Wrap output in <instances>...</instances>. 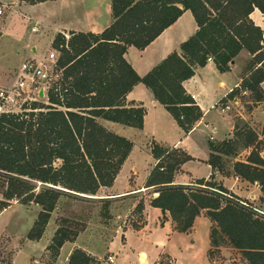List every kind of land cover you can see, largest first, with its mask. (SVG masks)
Returning a JSON list of instances; mask_svg holds the SVG:
<instances>
[{
  "label": "trees",
  "instance_id": "obj_1",
  "mask_svg": "<svg viewBox=\"0 0 264 264\" xmlns=\"http://www.w3.org/2000/svg\"><path fill=\"white\" fill-rule=\"evenodd\" d=\"M47 1L54 0H21L30 5ZM111 8L113 22L103 33L55 36L52 48L59 52L56 66L61 77L52 83L46 102H33L20 113L0 116V178L6 186L0 212L14 199L40 206L29 240L41 239L61 197L91 199L80 195L97 196L102 187L114 184L133 143L107 130L98 119L143 129L146 109L126 103L136 85H145L189 133L203 112L183 83L195 75L197 67H204L209 57L225 72L246 50L254 60L241 87L254 92L256 101L263 100L264 32L249 15L254 8L264 14V0H112ZM185 11L192 12L199 30L181 45L180 52H173L146 76H139L125 59L127 49H145ZM258 144L254 130L236 124L232 138L209 144L208 163L222 175L234 173L257 183L264 192V154ZM250 148L247 160L234 162L231 173L225 158H236L240 149ZM151 150L158 162L146 187H158L159 193L151 205L169 213L181 233L188 232L203 212L212 223V247L226 243L249 264H264V215L242 203L214 177L198 180L196 186L172 185L175 173L192 158L156 143ZM143 210L140 202L135 211L142 214ZM76 237L59 228L48 250L57 257L63 245L75 242ZM93 263L98 264L99 259L78 247L66 262Z\"/></svg>",
  "mask_w": 264,
  "mask_h": 264
},
{
  "label": "crops",
  "instance_id": "obj_2",
  "mask_svg": "<svg viewBox=\"0 0 264 264\" xmlns=\"http://www.w3.org/2000/svg\"><path fill=\"white\" fill-rule=\"evenodd\" d=\"M111 5L112 0H54L36 5L27 4L21 0H0V9L3 8V14H8L0 27L3 33L0 42L7 39L8 27H20L19 31L15 32L14 30L16 35L14 38L15 65L8 68L0 67V87L13 85L16 75L12 78V74H16V71L18 73L25 61L39 58L42 55L37 44L31 48L32 53L27 49L28 45L25 42L39 41L27 39L30 33H34L33 31L28 32L26 29L28 23L35 22L34 27L39 29L40 25L47 32H52L51 43L58 33L66 35L71 32L101 34L113 22ZM54 7L61 8L65 19L51 22L48 16L39 18L34 15L36 10L48 11ZM249 18L255 26L264 32V14L258 8L253 9ZM198 30L199 27L192 12L185 11L173 25L145 49L129 47L125 59L139 76L144 77L170 54L180 52L181 45ZM40 32L42 31L39 29L38 33ZM210 58L211 60H208L204 67H197L195 75L183 83L187 94L193 98L203 112V117L189 133L183 131L171 113L155 100L152 92L143 84L136 85L126 98L128 107L134 104L146 109L143 129L98 119V122L107 130L130 140L133 143V149L114 184L111 187H102L98 192L102 196L92 199L111 201L112 205H115L114 210L117 207L125 208L126 213L133 212L140 202L144 203L143 224H140L138 228L131 225L124 231L125 245L123 244L121 247L123 254L129 248L131 258L136 257L138 262H140V255L143 253L147 257L146 264H154L162 254L171 256L177 264H186L187 257L194 258L196 255H204L208 261V251L211 246L212 223L203 212L195 219L193 227L188 232L181 233L176 230V224L169 213L164 214L161 209L151 205L152 200L159 195L158 187H146L148 176L158 162L152 155L151 145L153 143L172 150H181L194 159L181 165L175 173L172 185L196 186L198 180H210L214 177L242 203H244L243 199L255 205V201L264 197V192L257 183L252 184L244 181L234 173L229 176L222 175L218 171H214L208 163L211 155L209 144L230 139L234 135L235 124L230 111L233 105L239 103V99L235 96L249 92L242 89L241 86L244 78L250 74L249 66L254 60V55L246 50L241 51L225 72L219 71L214 58ZM247 62L249 65L245 72ZM262 86H264V82L261 84V88ZM232 93H235L233 98L230 97ZM261 119L264 125V111ZM219 134H222L223 137H217ZM143 153L150 155L152 163L144 172H140L139 158ZM195 163L205 165L209 170L206 178H197L192 173L194 170L192 165ZM254 209L264 215V207ZM164 217L165 219H163ZM117 237L107 250L116 253V256L120 255V251L117 250V240L120 236ZM47 246L48 240H45L44 235L37 241L28 240L14 256L13 264H29L33 260L39 261V258L45 254ZM76 247L84 249L97 258L96 254H93V250L88 247L65 243L61 248L59 263L66 264Z\"/></svg>",
  "mask_w": 264,
  "mask_h": 264
},
{
  "label": "rangeland",
  "instance_id": "obj_3",
  "mask_svg": "<svg viewBox=\"0 0 264 264\" xmlns=\"http://www.w3.org/2000/svg\"><path fill=\"white\" fill-rule=\"evenodd\" d=\"M3 9V8H2ZM36 17L45 18L48 16L51 22L61 21L65 19L64 13L60 7H54L52 10L39 9L34 11ZM8 14L4 13L0 15V27L3 25ZM35 22L28 23V32L32 31L35 26ZM39 25V24H37ZM8 27L7 39L0 42V67L8 68L9 66L15 65V32L19 31L20 27L16 26ZM35 28V27H34ZM40 33H30L28 38L33 40H39L37 42H25L27 43V49L32 53V47L37 44L39 51L42 52V56H48L53 51L51 40L53 38L52 32H47L42 26L39 25ZM13 30V31H12ZM15 30V32H14ZM3 33L0 28V40ZM13 37V39H12ZM55 38V36H54ZM249 62L245 64V72L247 71ZM50 75L53 83L56 82L57 72L59 71L54 62H48ZM12 74V78L17 75ZM7 86H5L6 88ZM9 87V86H8ZM263 100L256 101V95L254 92H248L247 94H238L235 97L239 99V103L232 106L230 114L233 118L234 124H240V126L246 125L254 130L259 136L258 147L262 149L264 154V135L263 131V111H264V86L261 89ZM33 102H46L44 99L39 98ZM32 102V103H33ZM27 107H30L27 106ZM255 109V110H254ZM18 112L20 109H16ZM226 128V127H223ZM222 129V128H221ZM221 133V130H220ZM219 134L217 137H223ZM252 148L240 149L236 158H225L229 163L227 169L232 173V167L234 162L246 161ZM194 160V159H192ZM190 160V161H192ZM152 163V158L149 154L143 153L139 158V170L144 172L149 165ZM57 167L61 165L60 161L55 164ZM194 168L193 174L197 178H206L209 170L205 165L195 163L192 165ZM5 181L0 178V208L2 202H4L3 193L5 191ZM101 194L91 197H101ZM247 205H251L254 208L264 207V197H260L259 201H255V205L250 201L243 200ZM10 206L0 212V264H13L14 256L20 251V247L24 246L28 242V236L34 227L35 222L42 208L34 203L24 204L21 200H11ZM115 205H112L111 201L108 200H95L85 199L82 197L75 196H63L59 199L57 206L51 218L45 228L43 235L45 240H48V246L45 254L39 258L40 264H61L58 261L59 254L55 257L53 251L48 250V247L52 244V240L59 228L67 230L71 235L77 234L75 242H67L71 244H77L81 247H88L93 250V254H96L99 259L98 264H146V254L140 255V262L137 261L136 257L131 258V251L129 248L122 253V245L125 242V235L123 234L127 228L133 227L138 228L140 224H143L144 217L142 214L128 211L126 213L125 208L117 207L114 210ZM165 219V217L163 218ZM42 235V237H43ZM117 240V250L120 251V255L116 256L114 252H108L109 246ZM41 237V238H42ZM202 241V240H201ZM125 245V244H124ZM67 250V249H66ZM211 252V253H210ZM116 256V262L114 263V257ZM100 257V258H99ZM110 257L113 258V262L110 261ZM209 261V262H208ZM208 261L204 255H196L194 258L187 257L186 264H249L241 255V253L233 248L231 245L221 243L218 247L210 246L208 251ZM94 264V263H93ZM154 264H177L175 260L167 255L162 254L159 256Z\"/></svg>",
  "mask_w": 264,
  "mask_h": 264
},
{
  "label": "built area",
  "instance_id": "obj_4",
  "mask_svg": "<svg viewBox=\"0 0 264 264\" xmlns=\"http://www.w3.org/2000/svg\"><path fill=\"white\" fill-rule=\"evenodd\" d=\"M2 14L3 10L0 9V15ZM32 31L38 33L39 29L35 27ZM58 57L59 52L53 50L48 56L41 55L39 58L29 59L22 64L14 84L6 88L0 87V116L7 113L22 112L25 107L40 98L41 91L47 97L53 83L48 62H54L56 66ZM208 60H211V58L209 57ZM56 76V81H58L61 77L60 70ZM16 109H20L19 112ZM110 261H114L112 257H110ZM29 264H40V262L33 260Z\"/></svg>",
  "mask_w": 264,
  "mask_h": 264
},
{
  "label": "water",
  "instance_id": "obj_5",
  "mask_svg": "<svg viewBox=\"0 0 264 264\" xmlns=\"http://www.w3.org/2000/svg\"><path fill=\"white\" fill-rule=\"evenodd\" d=\"M40 98H41V99H44V98H45V94H44L43 91L40 92ZM77 195H80V194H77ZM80 196H83V197H86V198H93V197H91V196H84V195H80Z\"/></svg>",
  "mask_w": 264,
  "mask_h": 264
}]
</instances>
